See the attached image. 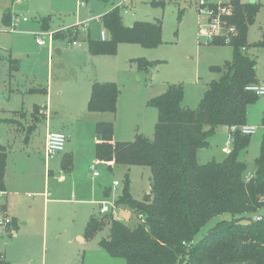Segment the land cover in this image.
Masks as SVG:
<instances>
[{"label":"rangeland","instance_id":"374dc122","mask_svg":"<svg viewBox=\"0 0 264 264\" xmlns=\"http://www.w3.org/2000/svg\"><path fill=\"white\" fill-rule=\"evenodd\" d=\"M197 1L0 0V145L8 154L7 197L0 196V206L6 204L7 209L0 211V216L15 220L8 226L0 225V264H127L100 247L109 235L108 227L84 243L77 239L78 234L85 238L93 215L111 214H102L101 204L114 202L116 207L127 172L126 167L110 170L96 160V123H113L117 142H133L138 136L153 140L158 111L149 106L152 99L172 86H181L183 107H199L209 84L219 77L212 67L232 61L234 49L210 45L200 35L199 26L205 17L199 13ZM153 2L159 5L153 6ZM241 2L259 6L255 23L249 27L250 47L246 52L257 62L258 79L264 81V46L260 45L264 44V0ZM117 6L122 8L125 26L161 21L162 45L146 49L121 44L115 56L92 55L88 40H100L101 32L107 33L101 17ZM6 12L12 17L9 26L3 22ZM43 21L50 24L48 30ZM37 39L46 45H38ZM138 59H146L153 66L140 70L134 62ZM96 82L119 87L115 114L88 111ZM38 108L49 116L40 114ZM263 121L264 97L248 108L247 125L259 129L251 136L246 152L240 154L248 166L246 180L254 174L261 153ZM48 122L49 131L69 137L64 152L49 160L45 157ZM208 141L209 146L198 153L200 164L222 162L233 150L228 128L219 129ZM67 155L73 156V163L65 171L62 165ZM92 166L97 168L98 177L93 176ZM130 177L132 195L143 199L150 190L151 169L134 167ZM115 181L119 187H113ZM109 188L113 197L107 198L104 190ZM113 216L130 227L139 221L123 207ZM256 216L263 215H254L253 220ZM232 217L227 213L212 219L194 244Z\"/></svg>","mask_w":264,"mask_h":264},{"label":"trees","instance_id":"16d2710c","mask_svg":"<svg viewBox=\"0 0 264 264\" xmlns=\"http://www.w3.org/2000/svg\"><path fill=\"white\" fill-rule=\"evenodd\" d=\"M230 4L231 14L226 20L237 30L229 44L234 49L233 60L212 67L219 77L209 84L196 110L183 107L184 89L172 86L149 102L158 111L153 140L138 136L133 142H117L113 123H96V160L110 170L115 166L127 168L116 207L132 211L139 221L130 227L112 213L93 216L84 235L91 239L108 227L109 235L100 247L127 264H264V141L255 161L256 170L246 180L248 166L240 154L249 148L251 136L239 130L247 124L248 108L259 99L246 90L260 83L257 62L246 52L250 47L249 27L255 23L259 6L241 0H231ZM11 19L6 12L4 24L9 26ZM101 21L109 38L88 40V50L94 56H115L121 44L156 49L163 43L161 21L125 26L118 6ZM209 44L227 45L219 39ZM134 62L144 71L153 66L146 59ZM120 94L115 83H94L88 111L115 114ZM221 128H236L230 132L232 152L222 162L200 164L198 153L209 146L208 139ZM7 159L6 147L0 145V193L6 191ZM72 160V155L65 157V171L71 169ZM133 167H148L152 172L150 193L142 200L131 194L129 172ZM227 213L232 220L218 223L194 244L212 219ZM257 214L263 215L262 220H253Z\"/></svg>","mask_w":264,"mask_h":264},{"label":"built area","instance_id":"2783aa9c","mask_svg":"<svg viewBox=\"0 0 264 264\" xmlns=\"http://www.w3.org/2000/svg\"><path fill=\"white\" fill-rule=\"evenodd\" d=\"M231 1V0H230ZM231 4L224 2L214 3L208 0H198L197 7L199 13L205 17V20L200 24V35H203L207 39L208 43L215 42L217 39L222 40L225 44L229 45L232 42L233 36L236 35V27L228 25L226 17L231 14ZM83 6V5H82ZM27 21V19H23ZM50 37L53 38V33H50ZM108 34L103 31L101 33V40H108ZM37 43L40 46L46 45V42L41 39H37ZM73 45H77V42H73ZM248 92L255 94L257 97H264V83H258L255 85L248 86L246 88ZM262 128H264V121ZM259 127L243 125L239 128L240 132L244 136H253L257 133ZM236 131V128H232L230 132ZM69 137L62 132H49L46 137L45 143V157L47 160L54 158L57 154L64 152L66 144L68 143ZM93 176L98 177L99 173L95 166H92ZM119 182H114V187H118ZM117 208L114 202H104L101 204V213H114L116 214ZM263 216H256L255 220H262ZM12 223L11 220L0 218L1 226H8Z\"/></svg>","mask_w":264,"mask_h":264},{"label":"crops","instance_id":"0c3cea01","mask_svg":"<svg viewBox=\"0 0 264 264\" xmlns=\"http://www.w3.org/2000/svg\"><path fill=\"white\" fill-rule=\"evenodd\" d=\"M243 3V2H242ZM102 18V17H101ZM43 23H45V27H47L48 26V28H50V24L48 23V22H45V21H43ZM43 26H44V24H43ZM102 33V32H101ZM100 40H101V34H100ZM75 42H77V41H75ZM249 51V50H248ZM57 52H60L59 50H57ZM60 54H61V52H60ZM257 78H258V76H257ZM259 80V82L260 83H264V81H262V80H260V79H258ZM38 110H39V112H40V114L42 113L43 115H48V113H44L43 112V110H40L39 108H38ZM49 116V115H48ZM38 121V120H37ZM100 122V121H99ZM34 123H36L35 121H34ZM48 124V126H47V133L48 132H52V131H49V122L47 123ZM47 133H46V137H47ZM46 137H45V143H46ZM95 145H96V143H95ZM134 168V167H133ZM133 168H131V170H130V172H129V176L131 175V173H132V169ZM142 168V167H141ZM127 173V172H126ZM253 175V174H252ZM6 180H7V171H6ZM130 180H131V177H130ZM116 182V181H115ZM120 186V185H119ZM118 186V187H119ZM113 187H114V182H113ZM150 190H151V179H150ZM150 190H149V192L147 193V195L150 193ZM132 194V193H131ZM121 195V194H120ZM119 195V196H120ZM0 196H2V197H7V187H6V191L5 192H2V193H0ZM104 196L105 197H107V198H109L110 196L111 197H113V191L109 188V189H105L104 190ZM118 196V197H119ZM133 196V195H132ZM117 197V198H118ZM134 197V196H133ZM117 198H116V200H117ZM135 198V197H134ZM136 199V198H135ZM138 200H142V199H138ZM121 208V207H120ZM120 208H118V210H120ZM7 209V207H6V204H2V206H0V211H5ZM101 212V211H100ZM2 216V215H1ZM0 216V218H2ZM94 216V215H93ZM92 216V217H93ZM8 219H9V217H7ZM90 220V219H89ZM12 221V223H14V219H12L11 220ZM123 222V221H122ZM24 225V224H23ZM136 225V224H135ZM13 232H14V234H16V232H15V230H13ZM77 239L80 241V242H82V243H84L85 241H86V239L82 236V235H80V234H78L77 235ZM6 263H7V261H6Z\"/></svg>","mask_w":264,"mask_h":264},{"label":"water","instance_id":"95a60500","mask_svg":"<svg viewBox=\"0 0 264 264\" xmlns=\"http://www.w3.org/2000/svg\"><path fill=\"white\" fill-rule=\"evenodd\" d=\"M58 54H60V52H57Z\"/></svg>","mask_w":264,"mask_h":264}]
</instances>
